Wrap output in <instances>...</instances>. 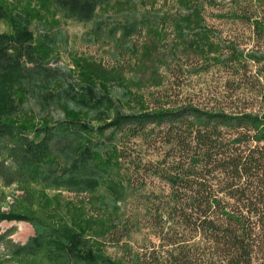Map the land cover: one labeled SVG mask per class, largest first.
Listing matches in <instances>:
<instances>
[{
  "label": "trees",
  "instance_id": "1",
  "mask_svg": "<svg viewBox=\"0 0 264 264\" xmlns=\"http://www.w3.org/2000/svg\"><path fill=\"white\" fill-rule=\"evenodd\" d=\"M37 1L40 8L27 1L15 9L0 0V14L11 26L0 31V178L6 185L17 183L28 193L33 183L43 182L68 189H75L72 185L85 191L90 188L94 195L98 177L93 167L95 159L102 160L101 152L92 147L95 142L90 137L71 134L70 124L84 132L94 126L81 121L79 110L71 109L67 99L96 106L102 101L99 97H106L96 96L91 78L82 91L67 87L62 94L56 91L52 85L58 72L49 64L45 47L35 42L30 24L33 16H42L41 8L55 11L56 7L50 9L52 3L68 16L89 20L97 5L107 0ZM247 5L249 11L235 12L234 17L249 23L253 33L264 38V0L255 2V7ZM223 54L207 60L209 67H220L226 73L225 89L209 102L190 97L141 110H117L98 126L99 130L112 128L113 133L129 130L147 140L162 139L163 154L152 160L150 168L170 186L171 198L161 216L169 221L176 217L177 226L200 236L190 245L173 240L164 264H264V101L259 107L245 104L248 92L252 97L258 94L240 91L250 60L260 73L264 69V53L228 48ZM260 95L264 100V92ZM32 97L40 103L58 102L62 97L68 116L52 125L48 116L38 117L30 108ZM67 138L70 143L63 144ZM85 140L91 144L85 145ZM111 148L119 157L115 163L121 165L124 149L117 144ZM58 149L65 156L62 165L59 158L55 161ZM133 171H140L139 164ZM38 212L0 210V221L25 219L35 228L24 243L6 239L11 257L7 262L27 263L44 252L42 256L52 259V264H129L111 259L99 245L113 228L103 230L100 240L91 239L89 219L82 214L80 223L72 224L64 217L57 222L42 216L36 220ZM170 233L163 226L158 235L167 239ZM6 236L8 232H0V237Z\"/></svg>",
  "mask_w": 264,
  "mask_h": 264
},
{
  "label": "rangeland",
  "instance_id": "2",
  "mask_svg": "<svg viewBox=\"0 0 264 264\" xmlns=\"http://www.w3.org/2000/svg\"><path fill=\"white\" fill-rule=\"evenodd\" d=\"M2 1L15 9L27 1L39 7L37 0ZM259 1L107 0L97 5L89 20L68 16L55 3L50 7H56L55 11L41 8L42 16H33L30 28L35 32V42L45 47L49 64L58 72L52 87L61 94L66 87L82 91L86 79L91 78L96 96L106 97H99L102 101L96 106L67 99L71 109L79 110L81 121L94 126L91 132H84L72 123L70 132H81L99 144L96 147L84 141L102 155V160L95 159L93 167L98 187L93 195L90 188L85 191L74 185L75 189H68L37 182L28 193L17 183L6 185L0 178V210L36 209V220L42 216L48 222H57L64 217L72 224L80 223L82 214L89 219L91 239L100 240L103 230L113 228L99 245L111 259L129 264H164L173 240L193 244L200 236H192L186 228L177 226L176 217L169 221L161 216L171 198L170 186L150 168L152 160L163 154L162 139L147 140L131 135L129 130L113 133L112 128L99 130L98 126L113 118L117 110H141L190 97L209 102L225 89L226 75L220 67H209V58L224 55L228 48L264 53V38L257 37L249 23L233 15L249 11L247 4L255 7ZM5 18L0 14V31L11 29ZM249 64L240 91H255L258 96L248 92L243 102L260 106L264 101L260 95L264 92V69L260 73L253 60ZM63 103L62 97L58 102L44 103L32 97L29 106L38 117L48 116L55 125L68 116ZM67 139L62 143L69 144L71 138ZM112 144L124 149L121 165L115 163L119 157ZM61 151H56L55 161L59 158L62 165L65 156ZM135 164H139L140 171H133ZM163 226L172 232L167 239L158 235ZM0 232H8V236L0 237L2 264H52V259L42 256L44 252L27 263L7 262L11 257L6 239L26 242L35 233L31 221L5 218L0 221Z\"/></svg>",
  "mask_w": 264,
  "mask_h": 264
}]
</instances>
